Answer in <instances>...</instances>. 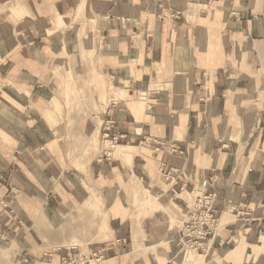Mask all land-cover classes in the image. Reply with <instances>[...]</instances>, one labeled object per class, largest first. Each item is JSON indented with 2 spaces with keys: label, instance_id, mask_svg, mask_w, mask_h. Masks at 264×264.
<instances>
[{
  "label": "crops",
  "instance_id": "obj_1",
  "mask_svg": "<svg viewBox=\"0 0 264 264\" xmlns=\"http://www.w3.org/2000/svg\"><path fill=\"white\" fill-rule=\"evenodd\" d=\"M206 4L194 21L169 0H0L1 239L23 224L18 196H47L67 176L48 95L56 69L70 63L96 104L79 120L82 130L102 134L112 121L129 143L149 139L153 153L152 140L181 147L182 156L155 152L159 171L165 165L181 173L169 191H187L169 210L179 208V196L214 180L221 226L205 249L222 251L226 264L264 258V0ZM92 37L95 50H84ZM126 84L142 88H125L121 97ZM117 147L138 152L112 142L105 150L112 157L116 151L107 149ZM144 154L135 155L128 176L147 166ZM108 155L97 160V174L107 183L124 180L118 172L126 171L125 154L113 155L123 163ZM169 243L177 246L176 239L163 242ZM173 251L171 245L160 264L170 263ZM192 253L176 257L207 264L205 255Z\"/></svg>",
  "mask_w": 264,
  "mask_h": 264
},
{
  "label": "rangeland",
  "instance_id": "obj_2",
  "mask_svg": "<svg viewBox=\"0 0 264 264\" xmlns=\"http://www.w3.org/2000/svg\"><path fill=\"white\" fill-rule=\"evenodd\" d=\"M169 1L180 5L194 21L207 10V0ZM95 42V37L84 42V50L90 47L95 50ZM74 48L70 52L75 53L77 49ZM55 75L53 93L48 95L49 104L54 108L50 121L57 127V138L61 139V169L67 172V178L63 176L57 181L47 196L17 197L16 207L23 224L19 229L15 228L16 232L12 231L7 240L0 236V264H62L65 258L69 262L94 260L92 264H106L111 258H117V264H160V258L168 255L171 245L174 251L168 264H194L187 259L179 261L176 255L181 251L193 254L183 248L180 240L183 223L200 194V186L189 191L195 193L193 195L179 196L178 199L182 200L179 208L170 211L168 205L171 200L187 192L169 191L172 179H177L181 173L177 170L169 181L162 179L156 161L158 155L148 148L150 140L146 138L142 143H129L126 135L115 131L112 121L102 134L97 131L98 137L97 132L82 130L79 120L89 116L96 109V104L84 91V83L70 63L66 67H58ZM94 87L97 90L96 84ZM122 87L124 90L132 87L135 91L142 88L128 84ZM126 90L120 94L121 97L128 95ZM114 91L110 87V93ZM140 92L147 108L145 90ZM107 127L111 128L110 132L105 130ZM106 142L137 146L136 155L145 153L147 166L140 167V174L135 172L128 176L127 170L133 166L123 164L126 171L121 173L119 170L118 173L125 175L124 180L107 183L96 171L97 160L108 155ZM122 150L107 149L118 152L113 154L118 157L125 154L124 163L130 162L128 154L119 152ZM113 155H108L111 160L119 159L123 163ZM144 186L151 187V191ZM171 228L174 235L170 236ZM121 237L123 241L119 243ZM172 239H176L177 246L169 243L166 247L163 244ZM75 242L78 246L71 247ZM218 243L219 239L212 245L217 247ZM135 248L139 249L137 254ZM130 252L132 254L128 256ZM200 254L206 256L207 264H226L222 251L207 252L205 249ZM256 264H264V258Z\"/></svg>",
  "mask_w": 264,
  "mask_h": 264
},
{
  "label": "built area",
  "instance_id": "obj_3",
  "mask_svg": "<svg viewBox=\"0 0 264 264\" xmlns=\"http://www.w3.org/2000/svg\"><path fill=\"white\" fill-rule=\"evenodd\" d=\"M180 18V13H177ZM114 124V123H113ZM112 124V125H113ZM110 127L105 130L110 132ZM109 137V134H106ZM117 139V138H115ZM156 145L155 152L166 151L174 155H184V151L179 146L158 142L152 140ZM160 175L165 181L173 178L177 174V170L173 167H166L165 165L160 169ZM200 187L202 193L196 197L192 211L188 214V220L182 226V238L180 240L183 248L196 249L198 252L203 251L209 245L211 238L214 237L217 230L220 228V214L215 209V202L217 200V193L213 191L214 180H204ZM94 260H80L74 261L65 258L62 264H92Z\"/></svg>",
  "mask_w": 264,
  "mask_h": 264
},
{
  "label": "bare ground",
  "instance_id": "obj_4",
  "mask_svg": "<svg viewBox=\"0 0 264 264\" xmlns=\"http://www.w3.org/2000/svg\"><path fill=\"white\" fill-rule=\"evenodd\" d=\"M118 148V147H117ZM120 149H121V147H120ZM124 152H122V151H119V152H122V153H126V154H128L129 156H130V159H128L130 162H125V165H131L132 164V162H133V159H134V157H135V155L137 154L135 151H129V149L128 148H124ZM116 153H118V152H116ZM147 192V191H146ZM145 192V193H146ZM200 194L202 193V189H201V187H200ZM193 194H195V193H192V195ZM145 195H147V194H145ZM147 199H149V197H147ZM154 199V198H153ZM150 202V201H149ZM188 220V219H187ZM186 220V221H187ZM211 242H212V240H211ZM67 244V243H66ZM73 244H75V245H71V247H76V246H78L77 244H76V242L75 243H73ZM70 245V244H69ZM62 246V245H61ZM66 246V245H65ZM68 247V246H67ZM184 249H188V250H190L191 252H195V253H200V252H198L196 249H190V248H184ZM138 248H135V252H136V254H137V252H138ZM137 256V255H136Z\"/></svg>",
  "mask_w": 264,
  "mask_h": 264
}]
</instances>
